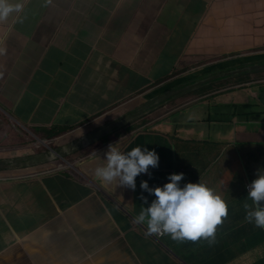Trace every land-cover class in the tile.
<instances>
[{"label": "crops", "instance_id": "crops-1", "mask_svg": "<svg viewBox=\"0 0 264 264\" xmlns=\"http://www.w3.org/2000/svg\"><path fill=\"white\" fill-rule=\"evenodd\" d=\"M7 2L21 8L0 19L2 159L24 155L15 153L11 137L33 125L84 127L93 111L100 115L85 125L93 130L180 82L264 62V0ZM101 72L103 94L89 89ZM248 75L174 96L91 153L76 154L74 168L0 173V264H264V228L245 219L244 207L252 206L246 184L264 172V73ZM92 96L101 108L89 106ZM118 140L124 151L145 145L159 155L158 167L139 174L134 190L92 175ZM181 172V185L206 184L227 203L228 215L211 244L166 234L172 256L134 217L155 198L141 180L154 187ZM116 200L122 207L113 211ZM237 230L240 241L217 243Z\"/></svg>", "mask_w": 264, "mask_h": 264}, {"label": "clouds", "instance_id": "clouds-1", "mask_svg": "<svg viewBox=\"0 0 264 264\" xmlns=\"http://www.w3.org/2000/svg\"><path fill=\"white\" fill-rule=\"evenodd\" d=\"M20 8L21 5L19 3L12 5L8 3L7 0H0V19L6 18L10 12ZM227 67L231 66H226L218 70ZM197 80V78H194L186 82L193 83ZM174 89H178V87L170 88L167 91ZM167 91L148 99L146 103L142 104L152 102L154 99H156V97L166 93ZM142 104H138L136 107H140ZM159 106L160 105H157L154 109L158 108ZM147 110L149 111V109ZM106 123L102 124L101 126L105 125ZM82 125H84V127L72 126L69 128H55L50 131L46 130L48 133L53 134V136V132H57L58 135L52 138L53 143H47L44 139L37 136L38 139L44 144L40 145L34 142L36 147H44V150L41 152L36 153L31 150L29 153H25L26 145L23 144H18L17 147L13 149L16 150L15 153H18L17 151H21V153L23 152L24 155L18 157L38 155L50 148L56 149L59 146L65 145L95 130H89V126H85L83 123H81L79 126ZM89 125L91 126V122ZM73 129L76 130L73 131ZM50 144L53 147H51ZM95 144L91 146H94ZM90 147L84 150H88ZM84 150L67 156L65 160H54L40 166L46 167L52 162H58L61 165L57 166L58 168L55 167L57 170H62L68 167L74 168V163L71 162L69 158L71 156H75L76 154L82 155L81 152ZM98 158L100 159L101 163H99L92 170L94 179L99 180L105 186L116 182L115 187L119 185L133 190L136 188V177L141 173H148L150 176L151 173L149 172V167H158L159 161V155L155 149H149L145 145L134 146L126 152L121 151L119 147V140L108 144L107 150L104 153V157ZM40 166L16 170L36 173L37 170H39L38 167ZM16 170H5L0 171V173H10ZM183 176L184 173L182 172L170 173L168 174L167 182H165L163 185L154 187H150L147 180H141L139 187L150 195H153L155 198L150 203H147V197H142L145 203H147V207H142L139 213L134 217L137 223L143 224L142 229L144 236L165 248L172 256H175L173 251L165 246L162 241L166 234H169L173 240L177 241H197L200 239H205L209 244H211L215 240L217 225L221 224L222 219L228 215V205L219 194L214 192L212 188L200 181L185 182L183 185H181L180 181L182 180ZM246 187L247 197L252 201V206L249 207L248 204L244 205L245 209L247 210L245 219L248 222L254 224V226L257 228H264V172L258 171L255 175V178L250 184H246Z\"/></svg>", "mask_w": 264, "mask_h": 264}, {"label": "water", "instance_id": "water-1", "mask_svg": "<svg viewBox=\"0 0 264 264\" xmlns=\"http://www.w3.org/2000/svg\"><path fill=\"white\" fill-rule=\"evenodd\" d=\"M263 72L264 62L262 61L246 62L240 65H234L231 67L214 71L206 78L198 79L197 81L187 86L180 87L178 89L169 90L166 93L156 97V99H154L152 102L140 105V107L132 111V113L111 120L105 125L65 145L59 146L56 149L50 148L47 151L38 155L0 159V171L30 168L47 164L54 160H65L67 156L87 149L88 147L97 143L101 139L123 128L126 124L145 114L148 111L147 109H149L150 111L154 109L157 105H161L167 101H170L174 96L191 90V88L194 86L200 84L206 85L209 82L220 81L221 79H230L241 75H248L253 73L258 74Z\"/></svg>", "mask_w": 264, "mask_h": 264}, {"label": "rangeland", "instance_id": "rangeland-1", "mask_svg": "<svg viewBox=\"0 0 264 264\" xmlns=\"http://www.w3.org/2000/svg\"><path fill=\"white\" fill-rule=\"evenodd\" d=\"M244 77L245 76H240V78H238V79H243ZM248 77H249V75H248ZM125 80H126V77L124 76V78L122 79V81L124 82ZM176 81H178V79H174L172 81H169V83H176ZM183 84L184 83H181L180 82V83L176 84V86H174V87H178L179 88ZM116 85L118 86V83H116ZM92 86H94V88H92ZM174 87H171V88H174ZM89 89H90V91L92 90V91H96V92H102V94L105 92V83H104V80H103V73L102 72L100 73V76L98 77V79L89 81ZM95 99H96L95 96H92V97L89 98V101L92 103L89 106L101 108L102 106L100 104H98ZM180 99H183V98H180ZM178 101H181V100L178 99V100H176L174 102L177 103ZM125 106H126V104L124 106H122L121 108L122 109L123 108H126ZM161 110H163V109H160V110L154 112L152 115L155 116L156 113L160 112ZM99 115L100 114H97L96 112L88 111L87 112V115H86V120H84L82 123L85 124V125H87L88 123H90L91 121H93L94 119H96ZM31 127H32L31 131L33 133L31 131L27 130V129H24L20 133L14 134L11 137V139H14V141L17 142L18 144L26 145V147H25V153H29L31 150H33L34 152L38 153V152H41V151L44 150V147L43 146H39V147H36L35 146V143H38L40 145H44L43 142L41 140H39L37 136H39L40 138L44 139L47 143H53L52 138H54V137H56L58 135L57 132H53L54 133V136H53V134L48 133L46 131V129H45V125L36 124V125L31 126ZM132 127L131 128L130 127L128 128V130H129L128 132H130L133 129ZM75 130L76 129H73V131H75ZM125 132H126V130L124 129L121 132H119L118 134H123ZM116 135H112V136L115 137ZM8 140H9V138H8ZM100 143H98V144H100ZM4 145H8V143L6 142V143H4ZM50 146H51V144H50ZM51 147H53V146H51ZM0 148L3 149V147L1 145H0ZM93 150H95V147H92V149H88V151H86V152L91 153ZM121 151H124V146H122ZM83 152H85V151H83ZM85 154L86 153H84V155ZM102 156L104 157V153H102L100 155V158H102ZM69 159H70L71 162H73L74 161V156H71ZM59 165H61V164L58 163V162H52L49 165H47V167L40 166V167H38V169L39 170L44 169V168L45 169H49V168L50 169H53V168H55V167H57ZM74 171H77V170H74ZM121 207L122 206L119 204L118 200H116V202L115 201L112 202V204H111V208H112L113 211L121 210ZM165 239L168 240L169 238L168 237L167 238H163L162 241L165 242Z\"/></svg>", "mask_w": 264, "mask_h": 264}, {"label": "trees", "instance_id": "trees-1", "mask_svg": "<svg viewBox=\"0 0 264 264\" xmlns=\"http://www.w3.org/2000/svg\"><path fill=\"white\" fill-rule=\"evenodd\" d=\"M240 234H241V230H237V231H235V232H233V233H229V234H227L225 237H224V236L220 237L217 243H223L226 239H229V238L237 239V240H235V241L233 242V243H236V242H238V241L241 240V239H238V238H239L238 236H239ZM213 246H214V245H213ZM211 247H212V246H211Z\"/></svg>", "mask_w": 264, "mask_h": 264}, {"label": "bare ground", "instance_id": "bare-ground-1", "mask_svg": "<svg viewBox=\"0 0 264 264\" xmlns=\"http://www.w3.org/2000/svg\"><path fill=\"white\" fill-rule=\"evenodd\" d=\"M244 80H246V79H244Z\"/></svg>", "mask_w": 264, "mask_h": 264}]
</instances>
